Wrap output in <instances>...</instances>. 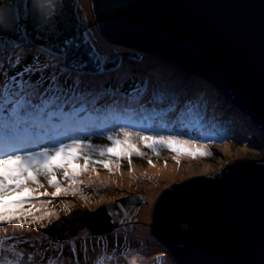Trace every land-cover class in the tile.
I'll return each mask as SVG.
<instances>
[{
	"label": "water",
	"instance_id": "95a60500",
	"mask_svg": "<svg viewBox=\"0 0 264 264\" xmlns=\"http://www.w3.org/2000/svg\"><path fill=\"white\" fill-rule=\"evenodd\" d=\"M57 5L51 31L36 30L35 19L26 23L30 45L61 56L66 69L100 74L119 68L124 56L159 54L214 82L264 132V0H90L104 38L134 49L113 60L91 39L78 0ZM0 8L32 15L31 0H1ZM21 45L0 30V58ZM147 201L140 192L114 199L88 215L86 226L93 235L116 232L130 209L137 213ZM150 228L179 264H264V156L169 183L155 200Z\"/></svg>",
	"mask_w": 264,
	"mask_h": 264
},
{
	"label": "snow or ice",
	"instance_id": "6c2138e0",
	"mask_svg": "<svg viewBox=\"0 0 264 264\" xmlns=\"http://www.w3.org/2000/svg\"><path fill=\"white\" fill-rule=\"evenodd\" d=\"M31 6L32 15L23 18L11 12L6 15L5 10L0 8V30L14 33L19 44L32 43L31 33L27 30L28 20L35 19L38 31L45 28L51 31L53 18L58 14L57 0H31ZM65 43L70 44L71 40L66 39ZM48 67L50 65L42 64L37 56L33 65L26 69L29 74H40V84L47 82L48 86L43 92L37 91L36 86L27 81L21 82L15 78L11 81L0 79V226H35L44 220H47L49 225L53 224L54 220H59L60 217L55 211L47 210L48 206L52 204L53 199L62 195H75L79 191L78 185L82 184L77 177L87 172L90 165L92 172L96 171L97 164L111 171L113 163L116 169H119L121 161L126 158L131 168L133 155H145L133 142L134 139H138L156 156L160 155L161 150L176 153L173 158L177 163L181 155L193 158L197 155H212L207 143L186 140L175 134L134 132L125 126H120L115 134L108 132L106 139L109 144H93L87 138L93 133L84 136L77 134L85 121L92 118L87 107L81 105L77 108L73 104L70 110L65 108L70 101L76 99L75 96L69 97L68 93H75L78 83L74 82L65 89L56 71L45 75ZM146 90V85L144 88L138 86L133 94V101L138 100ZM164 98L163 94H154L156 101H162ZM172 109L173 106L169 105V109L159 115H166L167 111ZM82 113L88 115L84 116ZM100 134L104 135V132L101 131ZM41 139H45L51 146H39L38 150L28 147L30 143ZM94 155L107 159L94 160ZM80 160H83V165L79 163ZM148 163L151 164L152 161L149 160ZM58 172H62L68 187L63 186ZM41 177L46 178L48 186L54 188V191H41L45 188ZM43 197L52 199L44 200ZM34 200L37 203H32ZM38 212L42 214L37 216ZM40 227L45 225L40 223Z\"/></svg>",
	"mask_w": 264,
	"mask_h": 264
},
{
	"label": "rangeland",
	"instance_id": "374dc122",
	"mask_svg": "<svg viewBox=\"0 0 264 264\" xmlns=\"http://www.w3.org/2000/svg\"><path fill=\"white\" fill-rule=\"evenodd\" d=\"M1 1V0H0ZM78 6H79V12L80 14L84 15L86 19H88V23L90 24V31L89 35L91 36L93 42L98 41L99 37L104 38L102 33L97 28L94 19L91 14V8H90V0H78ZM108 43H112L106 38H104ZM119 45V44H118ZM121 47L126 48L129 51H134V49L127 48L126 46L120 45ZM126 51V50H122ZM7 54V55H6ZM6 56H3V58L0 60V79H7L11 81L13 78H15L17 81L23 82L25 78L26 81L29 84H32L36 86L37 91L43 92L45 88H47L48 84L47 82H44L43 85H39L36 78L34 80L31 78L34 77L33 74H29L26 72V67L23 66L24 63H26L25 60L28 54H31L33 56H39L45 64L50 65L46 69L45 75L50 74L52 71H56L57 75L60 78V81H68L70 79L75 80L79 85L83 84V87H85V84L87 82H90L92 87H100L101 81H104L105 84L110 83V81H116L113 85H116L118 82V79L122 82L131 81V75H137L136 73H130V72H118L113 74H104L102 76H98V74H86V73H79L76 71H70L63 67L62 60L63 58L59 55L53 54L52 52L36 45H21L15 49L10 50L8 53H6ZM155 58V59H154ZM125 59V56L123 57V60ZM145 59V62L152 63L154 60L153 68H157L160 63H164L159 59H165L162 55L155 54V53H149V52H143V58L142 59H135L142 61ZM122 60V63H123ZM173 66H175L179 71H181L178 68V64L173 63L172 61L168 60ZM145 64V63H144ZM20 67V70L18 73L14 71V69H17ZM10 68H12V71H9ZM110 72V71H108ZM169 72H173L171 69H169ZM10 73V74H9ZM106 73V72H105ZM17 74L20 76L17 79ZM77 74V75H76ZM29 78V80H28ZM117 79V80H116ZM123 82V83H124ZM202 82L196 83L193 86V90L191 93L186 97V100H182L181 103L184 102L186 104L189 101H192V98L194 95L198 93H204V88L200 87L199 84ZM38 84L39 86H37ZM79 87V88H83ZM103 88V87H101ZM67 89V88H65ZM18 90V89H17ZM208 95L211 99H215V97L223 98V93L220 94L215 88H209L208 89ZM79 90H76L75 93L69 92L68 96L73 97L75 96L78 102L81 92L79 93ZM205 94V93H204ZM78 98V99H77ZM219 98H216L213 102H217ZM76 102V103H77ZM74 102L70 101L69 104L66 105L67 109H70L73 106ZM207 105H210L207 103ZM222 105H219L221 107ZM65 107V108H66ZM224 107V106H223ZM237 108V107H236ZM239 110V108H237ZM113 109L109 108L108 111H112ZM220 112V111H218ZM247 115V114H246ZM248 116V115H247ZM249 117V116H248ZM250 118V117H249ZM252 120V119H251ZM253 121V120H252ZM254 122V121H253ZM243 128L242 130L240 128L237 129L240 136H243L247 134V132L250 131L251 125L243 120L242 121ZM119 129V128H118ZM115 130L114 134L118 131ZM230 129V128H229ZM207 130V129H206ZM103 131L101 128L96 129L92 133H98V135L94 136V134L88 136L87 138L91 140L92 143H98V144H107L109 141L106 139V135H101L100 132ZM135 132V131H134ZM88 132L85 130H81L79 133H77L80 136L86 135ZM204 133V132H202ZM264 133V132H263ZM148 134V133H147ZM196 135H202L199 132L195 133ZM215 134V133H214ZM168 135V134H165ZM183 139L186 140H197L202 143H207L209 145V150L212 152L211 156H199L197 155L195 158L188 156V155H181L180 157H187V158H178L179 163L176 162V159L173 157L176 156V153L170 152L167 150H161V153L159 156L154 155L151 150L144 147L143 144H141L138 140H135V143L141 145V151L145 153L143 157H137L135 155L132 156V166H137L138 168H145L148 167V161L151 160L152 162H158L157 165H151V168H162L159 164H165L164 166H170L171 169L174 168V170L168 174V173H162L161 177L154 178L149 175H143L141 177H135L133 180L127 182L125 180L119 182L112 179H100L94 177H89L87 174H84L82 176V184L78 186L79 191L75 195L69 194V195H62L59 198L53 199V202L51 205L48 206L47 210L55 211V213L60 217L59 220H54L53 224L49 225L47 223V220L38 222L35 226H25L26 228L34 227L33 229H36L37 235L40 233V236L47 235L50 233L49 228H55L60 230L68 231V229L73 230L78 225H82L83 223L86 225V218L88 215H90L97 207H99L102 204L109 203L110 201L117 199L119 197L128 195L132 192H140L143 193L147 198L148 201L139 208L138 212L135 213V207H132L127 214L125 221L126 224L124 227H122L120 230L113 232L108 235H92V236H75V235H69L67 236L66 240H63L62 237H59L57 239L62 240L61 244L58 242H55V246L49 245L50 242L44 243V245L41 246V250H48L49 252L55 251L58 247L64 246L67 242L70 243V245H80L83 250V258L85 260H93L91 258V253L95 258H99L103 260V258L109 259L111 254L110 247L112 245H130V241H132L134 246L138 247L140 245H148L149 249L145 248V250H149V252L143 251L142 257H140L141 264H164L163 262L166 261L168 264H179L175 260V257L172 258L169 255V248H167L166 245L160 244L158 239H155L151 232V213L152 209L155 203L156 198L158 197L159 193L164 189L165 186H167L169 183L179 180L181 178L194 175V174H201V173H214L216 171H219L222 167L227 165L228 163L232 162L233 160L240 158V157H248V158H260L264 156V139L263 144L254 143L253 141H249V143H241V140H237L239 138L231 139V142H217V141H201L199 137H183ZM259 138V137H258ZM213 139V138H208ZM43 142H38L39 144H30L33 148V150H38L39 146H51L45 139H42ZM237 142H234L236 141ZM134 142V141H133ZM258 142V141H257ZM94 160H103L107 159V157H100L99 155L93 156ZM115 160V158H113ZM79 163L83 165V160H80ZM92 166V165H91ZM96 168H100L102 171H107L103 168L102 165L97 164L95 165ZM121 169H127L129 168L128 160L125 158L121 161ZM109 172H112L109 171ZM58 178L60 179L61 183L65 187L67 181L63 179L62 172L57 173ZM89 177V178H87ZM120 177V176H119ZM115 177V178H119ZM41 183L45 185L44 189H41V191H44L45 189L48 192L54 191V188H51L47 184V180L44 177H41ZM155 188L154 195L151 196V190L150 188ZM42 199L48 200L52 199L51 197H43ZM67 201L71 202L73 205H68ZM37 201H32V203H35ZM65 206L67 207V211H65ZM27 207V206H26ZM147 209L148 213L144 214V210ZM62 211V212H61ZM76 211V212H75ZM31 219V217H29ZM40 223H43L45 227L41 228ZM143 224V227H147V229L150 231L148 233V236L145 238H142L141 236L137 235V230L140 229V225ZM10 228H20L19 226L15 225H4L0 226V264L4 262V260H10V262H18L16 264H23L21 263V259L23 257V253L20 250L21 247H27L31 250H33L37 244L36 236H26V237H18L16 239H12L10 237H6L7 234L6 229ZM32 230V231H36ZM69 230V231H71ZM134 233L135 235L129 236V233ZM19 233V232H18ZM38 236V237H40ZM122 238L125 240H128L127 242L122 241ZM155 240V241H154ZM43 240L41 241V243ZM58 243V244H57ZM121 243V244H119ZM40 244V243H39ZM153 245H155L157 248H154ZM18 247V248H15ZM54 250V251H53ZM165 250H168L165 252ZM159 251V252H158ZM163 251V252H162ZM6 254V256H4ZM133 254V253H131ZM168 255V257L166 255ZM36 259L32 262V264H39L37 261L40 260L42 263L41 257L39 256V252L36 254ZM65 256V255H64ZM74 260H78L80 256L78 255V251H75ZM73 258V257H72ZM55 259L57 261L47 262L48 264H59L63 260H65L64 263L70 264L72 261L69 262L68 258H61L60 256H56ZM73 260V259H72ZM153 262V263H150ZM125 263V262H124ZM45 264V263H43ZM109 264H112L110 262Z\"/></svg>",
	"mask_w": 264,
	"mask_h": 264
},
{
	"label": "trees",
	"instance_id": "16d2710c",
	"mask_svg": "<svg viewBox=\"0 0 264 264\" xmlns=\"http://www.w3.org/2000/svg\"><path fill=\"white\" fill-rule=\"evenodd\" d=\"M98 39V41H95V45L101 53L107 56V60H113L122 50H127L118 44L108 43L104 38L99 37ZM35 58L36 56L28 54L26 57L28 60H25L26 63H24L23 66L26 68L30 67L33 65ZM159 60L164 63H160L157 68H153L155 60L152 63H148L145 62V59L139 61L125 56V59L119 68L104 74L107 75L118 72L136 73L137 75H131V81H123V83L118 79L116 85H113L116 81H110V83L107 84H105L104 81H101L100 87L96 88L92 87L90 82H87L85 87H83V84H78L77 90H79L81 94L78 102L77 100H73L74 106L79 108L81 105H85L92 115V118L86 120L81 126V130L92 133L96 129L101 128L104 135H106L108 132H112L114 134L115 130H117L120 126H125L129 127L132 131H145L148 134H175L183 137H199L205 142H231L232 138H239L237 129L240 128L242 130V121L245 120L251 125L250 131L247 132V134L240 136L241 138L237 140H241V143L247 144L249 141L263 144L264 133L260 129L259 125L253 122L243 111L240 109L238 110L234 102L228 98L226 93H224L214 82L210 81L200 73L193 70H186L182 66L177 65L178 68L180 67L179 69L181 71H179L166 58ZM40 61L42 64H45L41 58ZM169 69L173 72H169ZM19 70L20 67L14 69L17 73ZM9 71H12V68H10ZM31 74L34 76H31V78L33 80L36 78L39 83L40 74L35 72ZM104 74H98V76H102ZM19 76L20 75L17 74V79ZM26 79L27 78L23 80L26 81ZM74 82L76 81L73 79L65 82L60 81L65 88L72 86ZM199 82H202L199 86L204 88L205 94L198 93L194 95L192 101H189L186 104H184V102L181 103V101L184 99L186 100V97L191 93L194 84ZM45 84L43 85L39 83L41 86H45ZM31 85H33V83ZM36 85L39 86L38 84ZM145 85L147 86V90L139 96L138 100L133 101L132 97L133 94L136 93L137 87L139 86L140 88H144ZM80 86L83 88H79ZM209 88H215L218 92H220V94L223 93V98H219L217 96L215 99L219 98V100L217 102H213L215 99H211L208 95H206V93L211 95L208 91ZM154 94H163L165 98L162 101H156L154 99ZM207 103L210 105H207ZM169 105H172L173 109L171 111H167L166 115H159L162 111L169 109ZM219 105L222 106L219 107ZM109 108L113 110L110 112L108 111ZM70 109H67L66 107V110ZM189 112H191L190 115L188 114ZM182 114L184 115L182 116ZM82 115L87 116L88 113H82ZM197 132L202 135H196L195 133ZM93 134L94 136L98 135V133ZM237 140L234 142H237ZM29 145L28 147L30 148ZM33 228L34 227L26 228L24 226L20 228L6 229L5 232L7 234L6 237H10L12 239H16L18 235H20V237L36 236V240L38 242L35 245L38 246H36L33 250L27 247L20 248L23 253V257L21 259V263L23 264H32L30 261L36 259L34 253L37 254L38 252L42 260V263L40 260L37 261L39 264H48L47 262H52V260L57 261L55 259L56 256L68 258L69 262L72 261L70 264H97L98 261L99 264H109L111 258L117 256L122 257V261L119 264H141L140 257H142L143 251L149 252V250H145V248L149 249L148 245H140L136 247L137 245L134 246L132 241H130V245H112L110 247L112 255L109 259L103 258V260L95 258L92 253L90 255L93 260L90 258L89 260H85L83 258V248L80 245H70L69 242L62 247H58L55 251L53 250L54 253L49 252L48 250L40 251L42 248L41 246L39 247V245H44L46 241L50 242L49 245L55 246V242H58L59 244L62 242V240L57 239L59 237L66 240L69 235L83 237L92 236L93 234L84 223L76 226L73 230L68 229V231L55 229L54 227L49 228L50 233L43 236H40V233L37 235V232L39 231ZM143 228V231L139 232V230H137L136 232L137 235L145 238L148 236L150 229L148 230L147 227ZM134 235V233H129V236H131L130 239ZM42 240L43 242L41 243ZM128 240L122 238V241L124 242H127ZM159 243L162 244L161 242ZM163 245L164 244H162V246ZM153 247L157 248L155 245H153ZM76 250L80 256L79 261L74 260L73 255ZM166 251L168 250H165V252ZM168 252L172 258L174 255L171 251ZM4 256H6V254ZM166 256L168 257V255ZM64 262L65 260L59 264H67ZM16 263L10 262V260H4L2 264ZM163 263L168 264L166 261Z\"/></svg>",
	"mask_w": 264,
	"mask_h": 264
},
{
	"label": "bare ground",
	"instance_id": "6f19581e",
	"mask_svg": "<svg viewBox=\"0 0 264 264\" xmlns=\"http://www.w3.org/2000/svg\"><path fill=\"white\" fill-rule=\"evenodd\" d=\"M164 57V56H163ZM165 58V57H164ZM135 140H138V139H134V143H135ZM201 141H203L202 139H200ZM202 143V142H201ZM95 145H107V144H98V143H93ZM137 144V143H136ZM137 146L141 149V145L140 144H137ZM180 158H187V157H180ZM158 162H152L151 164L148 163V167H145V168H138L137 166H132L131 168H127V169H116L115 167V164L113 163L112 165V172H107V171H102L100 168H96V171L95 172H92L91 171V168L92 166L90 165L89 166V170L87 172H85L84 174H87V176L89 177H94V179L96 178H100V179H112L114 178L115 180L121 182L123 180L129 182L131 180H133L135 177H141L143 175H149L151 177H154V178H158V177H161L163 176L162 173H168L170 174L173 170L170 168V166H164L165 164H159L162 168H151V165H157ZM172 170V171H171ZM82 174L81 176L77 177L78 180H81L82 179V176L84 175ZM162 174V176H161ZM120 176V177H119ZM87 177V178H89ZM115 177H119V178H115ZM79 186V185H78ZM65 187H68V182L66 183ZM151 190V196L154 195V190L155 188L151 187L150 188ZM37 203V202H35ZM67 204L68 205H73L71 202L67 201ZM39 206V204L37 205ZM43 211V209H42ZM148 213V210L145 209L144 210V214H147ZM42 212H38L36 213L37 216L41 215ZM139 232L143 231L144 228H143V224L140 225V229H138ZM122 261V257L121 256H117V257H113L111 258L110 262H112V264H119L120 262Z\"/></svg>",
	"mask_w": 264,
	"mask_h": 264
},
{
	"label": "clouds",
	"instance_id": "9594fccd",
	"mask_svg": "<svg viewBox=\"0 0 264 264\" xmlns=\"http://www.w3.org/2000/svg\"><path fill=\"white\" fill-rule=\"evenodd\" d=\"M79 10H80V9L78 8V11H79ZM79 13H80V12H79ZM80 15H82V14H80ZM83 16H84V15H83ZM36 46H37V45H36ZM7 53H8V52H7ZM53 54H54V53H53ZM3 56H4V55H3ZM3 56H2V57H3ZM2 57H1V58H2ZM62 65H63V60H62ZM178 65H180V64H178ZM180 66H181V65H180ZM63 67H64V66H63ZM64 68H65V67H64ZM67 70H69V69H67ZM70 71H73V70H70ZM241 111H242V110H241ZM245 114H246V113H245ZM107 235H108V234H107Z\"/></svg>",
	"mask_w": 264,
	"mask_h": 264
}]
</instances>
